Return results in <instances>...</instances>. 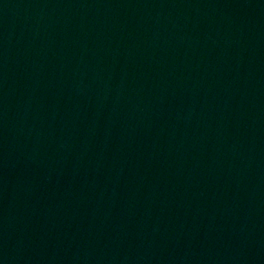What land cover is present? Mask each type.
I'll use <instances>...</instances> for the list:
<instances>
[{"label": "water", "instance_id": "1", "mask_svg": "<svg viewBox=\"0 0 264 264\" xmlns=\"http://www.w3.org/2000/svg\"><path fill=\"white\" fill-rule=\"evenodd\" d=\"M0 264H264V0H0Z\"/></svg>", "mask_w": 264, "mask_h": 264}]
</instances>
